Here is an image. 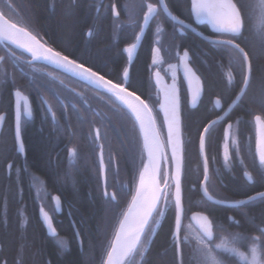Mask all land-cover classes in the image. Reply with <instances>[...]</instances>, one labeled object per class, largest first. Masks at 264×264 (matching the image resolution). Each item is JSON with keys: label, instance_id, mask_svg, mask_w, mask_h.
I'll return each mask as SVG.
<instances>
[{"label": "flooded vegetation", "instance_id": "af4514ba", "mask_svg": "<svg viewBox=\"0 0 264 264\" xmlns=\"http://www.w3.org/2000/svg\"><path fill=\"white\" fill-rule=\"evenodd\" d=\"M164 1L169 12L183 24L195 28L199 33L208 38L230 41L239 46L236 41H231L226 37L237 38L242 33L239 36L218 35L212 32L206 25H196L192 14L191 0ZM187 3L190 6L189 17L188 13L184 10ZM151 9H154L155 12L149 26L138 49L132 50L130 48L137 43L145 23V18ZM95 10L96 12L88 20V28L85 30L84 48L90 54H92L94 46L97 45L96 43L107 42L108 32L106 30L108 31L111 25H117L118 27L116 41L121 43L125 41L126 16L119 6L118 0H100ZM105 10H108V13L104 14L103 11ZM0 13L13 25L29 32L44 47L139 96L155 117L159 114L157 106L161 99V92L157 88L156 80H158V77L160 79L161 76L165 78L168 84L177 85L182 113L187 109L195 110L199 107L205 96V86L203 79L194 67V54L201 53L202 49L205 48V44H209L212 47L221 46V44L206 42L191 30L171 20L161 9L160 0H158V4L156 5L147 4V10L142 18L134 41L122 47V59L127 64L121 73L118 74L121 77L117 78V73L110 71V75L113 78L109 79L93 68V66H97V63L93 60V55L90 58L80 55L78 53L79 47L74 49V42L70 38L69 43L66 40L64 42L55 40L52 34L43 28L39 30L37 27H32L27 21L21 20L11 5L6 10L0 8ZM75 34L76 31L72 34L73 39ZM142 48L147 54L149 63L147 82L144 89L141 90V94H138L132 91L128 84L132 83L130 67L139 60ZM156 50H158L157 54L160 59H158V64H155L157 60ZM63 52H68L70 55H64ZM187 55L190 58L189 64L200 77L204 87L203 96L195 109L189 106L185 82L180 70L181 61L183 58H187ZM244 82L245 78L241 85L235 77L224 80L225 87L223 92H220L216 97H211L210 100L209 106L215 108V114L217 115L211 122L224 116L240 94ZM250 85L251 80L245 94L250 90ZM249 95V97H252L251 93ZM109 97L110 95L74 77L64 74L49 65L34 61L23 52L8 45L4 46L0 44V196L2 197L0 226L4 228L8 227L10 202L16 196L13 217L18 220L19 233L22 237L20 239L24 243L26 242V245L30 242L28 233L32 224V227L44 233L45 236L40 238V240L45 245L52 244L59 251L61 250V252L65 253L69 251L71 242L75 240L80 249L82 248L80 231L74 221L75 216L72 212V210H75V207L61 198V191L59 192L57 189L51 191L46 184L44 176L36 173L29 164L27 157V136L29 130L37 125L49 123L50 126L61 127V130L68 129L71 139L76 140V133L78 134L82 130L79 129V126L86 129L93 125L94 116L103 121L104 118H107L106 110L108 111L110 108L113 110L117 109ZM225 97L229 98L230 102L226 103L224 101ZM149 100H156L158 104L153 107L149 103ZM241 100L227 117L213 125L207 133L209 138H213L212 130L216 129L215 133L218 134L219 140L215 144V147L208 148L207 146L206 148L205 140V155L209 173L205 189L212 199L226 205L214 204L202 192V183L205 178V164L202 156L203 180L199 187L200 194L205 201L225 208L228 211H226L225 215L221 211L216 213L217 219H214V221L208 215L200 213L210 219L214 231L213 241L203 238L209 244V250H213V256L216 261H223V264H233L227 262V260L232 259L240 261L242 264H250V258L251 264H253L254 259L259 264H264V222L257 221L256 218L251 220L252 211L264 210V197L244 203L246 200L264 194V160H260L256 151V118L260 117L263 122L264 119L251 110L252 115H254L248 122L242 123L240 119L237 121L235 118L232 120L233 111ZM217 102L219 103L218 105ZM71 124L74 126L73 129ZM77 124L80 125L77 126ZM158 126L162 136H164L159 121ZM94 134L99 145V134L96 130H94ZM60 151L66 152V160H69L71 163L77 160L75 147H71L70 144H63ZM100 151L102 152L105 165L102 145H99L98 150L99 168ZM162 174H164L165 179L166 167L164 163L162 165L161 177ZM187 174L188 171L185 169L184 160L182 176L184 223L187 220L191 223L190 216L199 212H189L186 206V194L188 192ZM171 176L172 166L169 159V191L167 202L164 207L162 204L160 205L159 210L148 227L138 251V255L140 256L144 255L149 243L153 240V236L156 233L154 232L155 227L158 223L159 226L161 224V220L166 213L168 200L169 209L173 206L174 186ZM162 182L164 183V181ZM238 182L240 184H238L236 189L235 183ZM194 188L195 186L193 185L192 189ZM112 193L110 192V195ZM236 193L239 196H236ZM43 213L48 216L52 230L47 227L46 220L42 215ZM68 225L72 230L71 235L68 233ZM72 237L74 238L73 240ZM1 241L2 237L0 233V243ZM35 256L36 254H34ZM21 257L24 258L25 253H22ZM2 264H7V260L3 259ZM47 264H50L48 260Z\"/></svg>", "mask_w": 264, "mask_h": 264}, {"label": "trees", "instance_id": "16d2710c", "mask_svg": "<svg viewBox=\"0 0 264 264\" xmlns=\"http://www.w3.org/2000/svg\"><path fill=\"white\" fill-rule=\"evenodd\" d=\"M99 1L0 0V8L6 10L11 5L21 20L27 21L39 30L43 28L52 34L55 40L64 42V35H67L74 42V49L79 47L80 55H85L87 58L93 55V60L97 63V66H93L96 71L109 79L113 78L110 75V71H113L117 73L118 78L121 77L118 74L127 64L122 59V47L134 41L147 10V4L156 5L158 0H118L126 16L125 41L122 43L116 41L118 27L111 25L108 31L106 30L107 42L96 43L90 54L84 48L85 30L88 28V20L96 12ZM233 1L242 16L243 31L237 38H226L236 41L247 55L251 66V85L250 90L234 109L231 119L235 118L237 121L240 119L245 123L254 115L251 110L264 119V0ZM189 7L187 3L184 8L188 17ZM103 12L106 14L108 10ZM75 31L73 39L72 34ZM63 53L70 55L68 52ZM194 55V67L204 81L205 96L197 109H187L182 113L184 160L185 169L188 171L186 206L189 212L204 213L214 221L217 219L216 213L221 211L225 215L228 210L205 201L200 194L203 167L199 141L205 127L217 116L215 108L209 106L211 97L223 92L226 78L235 77L241 85L246 68L242 55L229 46L212 47L205 44L201 53ZM148 63L147 54L142 48L139 60L130 67L132 83L128 84L129 88L138 94H141L147 82ZM250 93L252 97H249ZM109 98L117 109L106 110L107 118L103 121L94 116L93 125L87 127V130L77 124L82 130L76 133V138L74 137L76 140L71 139L68 129L61 130V127L50 126L49 123L31 128L27 136V157L30 166L36 173L44 176L51 191L55 189L61 191V198L75 207L72 212L80 231L82 248L80 249L73 237L69 251L65 253L52 244L45 245L40 240L45 236L44 233L32 227V224L28 233L30 242L26 245V242L21 241L18 220L13 217L15 196L10 202L8 227L0 226L2 237L0 264L3 259L7 260V264H18V262L47 264V260L50 264H104L118 228L133 201L145 165L143 144L135 120L113 97ZM224 101L230 102L226 97ZM149 103L155 107L158 101L149 100ZM157 117H160L158 119L163 127L161 116L157 114ZM71 127L74 128L73 124ZM94 130L99 134V145H102L104 152L106 193L100 175L99 145ZM215 131L216 129L212 130L213 138L207 136L206 148L215 147L218 143L219 137ZM63 144L75 147L77 152L75 163L66 160V152L60 151ZM238 184L240 182L235 183L236 189ZM193 185L194 189H192ZM110 192L114 193V198ZM235 195L239 196L237 193ZM1 213L2 197L0 196V218ZM251 217V220L256 218L257 221L264 222V210L252 211ZM174 228V200L170 209L168 200L166 213L144 255H138V249L126 264H137V262L138 264H195L197 251L209 249V244L188 220L182 227L181 235L173 239ZM68 230L71 235L72 230L69 225ZM22 253H25L24 258L21 257ZM227 262L242 264L234 259Z\"/></svg>", "mask_w": 264, "mask_h": 264}, {"label": "water", "instance_id": "95a60500", "mask_svg": "<svg viewBox=\"0 0 264 264\" xmlns=\"http://www.w3.org/2000/svg\"><path fill=\"white\" fill-rule=\"evenodd\" d=\"M192 4V14L196 25H206L212 32L218 35H231V36H239L243 31V19L241 13L233 0H191ZM160 6L163 12L174 22L183 25L187 29L191 30L193 33L197 34L199 37L204 39L206 42L213 43V44H221L227 45L234 49H236L244 58L245 61V82L244 86L238 95L237 99L228 109V111L222 116L221 118L211 122L203 131L200 139V152L205 164V178L202 183V192L204 196L214 204L219 205H226L221 202H218L212 199L206 192V182L208 181V167L205 155V140L207 133L209 132L210 128L215 125L216 123L222 121L228 114L232 111L235 105L242 99L243 95L245 94L247 87L251 80V66L249 59L245 52L235 43L226 41V40H217L208 38L201 33H199L195 28L183 24L179 20H177L167 8L165 1L160 0ZM155 10L151 9L146 18L145 23L143 25L141 34L137 40V43L130 49L136 50L138 49L142 38L149 26L151 18L154 14ZM0 19H2L12 30L14 31H22L27 33L29 36L33 38V40L42 47L43 51L38 54L37 56L33 57L26 49L22 48L14 41L10 40L9 38L0 36V44L6 46H10L20 52L25 53L29 57H31L36 62H41L46 65H49L64 74H67L71 77L78 79L79 81L84 82L87 85H90L110 96H112L123 108H125L130 115L135 120L142 144L143 150L145 154V165L143 170L140 174L137 189L135 192V196L133 201L126 212L119 228L112 243V246L105 258L104 264H118L119 262V255L121 254V248L127 242L128 239L132 238L135 234L138 236V243L136 248L127 256L122 264H126L130 258L135 254L137 249L139 248L141 241L150 226L154 216L156 215L157 211L161 203H163V207L166 205L167 196L169 191V159L171 161L172 166V182L174 186L173 191V199L175 203V210H176V217H175V228L173 238L179 237L181 233V229L184 223V205H183V191H182V176H183V164H184V140H183V130H182V112H181V103H180V95L179 90L176 84H168L167 81L163 76L158 77L156 80L157 88L161 92V99L157 106V112L160 114L163 124V130L166 140V148L163 145V140L161 137V133L157 126L156 120L153 117L150 109L146 105V103L136 94L130 92L129 90L119 87L112 83L111 81L95 74L94 72L90 71L89 69L82 67L80 65L75 64L74 62L70 61L69 59L65 58L64 56L54 52L51 49L44 47L38 39L32 36L29 32L24 30L23 28L17 27L9 22L1 13ZM190 58L187 55V58H183L180 64V70L182 78L185 82V87L188 95L189 106L192 109H195L200 99L204 93V87L200 77L194 71V69L189 64ZM160 80V81H159ZM117 97H121L125 101L130 102L133 106L140 109L146 108L151 113V119L149 123H146L142 116L135 117L132 112L127 109ZM219 103L217 102V105ZM256 125H257V155L260 160H264V122L260 117L256 118ZM19 136V133H18ZM151 137L156 141L158 145H160L164 149V154L162 155L159 151H155L153 149V145L151 142ZM99 162L101 168V179L103 183V188L105 191V183H106V170L103 161V155L100 151L99 153ZM163 163L166 164V175L165 181L161 183V172H162V165ZM147 166L150 168L151 171V199L149 205L144 212L141 220L138 223V226L135 230L130 232L122 238L120 241L118 240L119 232L124 224L127 215L130 213L131 208L136 200L138 189L140 186V181L142 174L145 172ZM106 193V191H105ZM112 198H114L113 193L111 194ZM264 197V194L259 195L255 198L250 200L244 201L247 203L249 201L259 199ZM243 203V202H242ZM46 220V225L49 229L52 230L51 222L47 215L44 213L42 214ZM190 221L192 225L199 231V233L208 241L214 240V231L213 225L210 219L200 213H194L190 216ZM159 223L156 225L154 232H156Z\"/></svg>", "mask_w": 264, "mask_h": 264}, {"label": "bare ground", "instance_id": "6f19581e", "mask_svg": "<svg viewBox=\"0 0 264 264\" xmlns=\"http://www.w3.org/2000/svg\"><path fill=\"white\" fill-rule=\"evenodd\" d=\"M0 36L9 38L16 44L26 49L33 57L40 54L43 49L38 45L31 36L25 32H18L12 30L2 19H0ZM118 100L129 109L135 117L142 116V119L149 123L151 119V113L146 109H139L133 106L130 102L125 101L121 97H117ZM151 142L153 149L159 151L162 155L164 154V149L156 143V141L151 137ZM151 199V171L147 166L145 172L142 174L140 186L138 189V194L136 200L131 208L130 213L127 215L124 224L122 225L118 240L125 238L127 234L135 230L141 220L144 212L146 211ZM138 243V236L135 234L132 238L128 239L127 242L121 248V254L119 255L118 264H122L127 256L136 248Z\"/></svg>", "mask_w": 264, "mask_h": 264}, {"label": "rangeland", "instance_id": "374dc122", "mask_svg": "<svg viewBox=\"0 0 264 264\" xmlns=\"http://www.w3.org/2000/svg\"><path fill=\"white\" fill-rule=\"evenodd\" d=\"M64 37H65L66 42L69 43V41H70L69 37H67V35H64ZM157 51L158 50H156L157 60L155 61V64H158L159 63V60H160L159 57H158ZM158 118H160V117H156L155 118L156 119L157 126H158V121H157ZM158 128H159V126H158ZM159 131H160V129H159ZM161 136H162V134H161ZM162 140H163L164 147H166V142H165L164 136H162ZM165 151H167V149H165ZM165 167H166V164H165ZM168 167H169V164H168ZM161 181H165L164 174H162ZM209 249H207V250L201 249V250H198L197 251V253H196V258L197 259H196V263L195 264H223L224 263L223 261H216V259L213 256V250H209ZM254 262L256 264H259L255 259H254ZM254 262H253V264H255ZM249 263L251 264V258L249 260ZM137 264H138V262H137Z\"/></svg>", "mask_w": 264, "mask_h": 264}]
</instances>
